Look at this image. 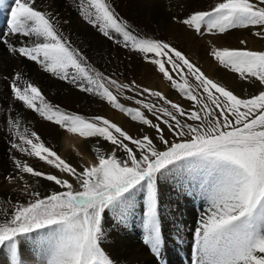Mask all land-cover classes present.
I'll return each mask as SVG.
<instances>
[{
    "label": "rangeland",
    "instance_id": "374dc122",
    "mask_svg": "<svg viewBox=\"0 0 264 264\" xmlns=\"http://www.w3.org/2000/svg\"><path fill=\"white\" fill-rule=\"evenodd\" d=\"M222 1L227 5L198 10L186 21H183L185 16L179 17L170 8L150 12V19L161 26L166 36L177 32L182 48L187 45V40L194 45L191 50L197 54L195 60L203 57L195 65L189 59L192 51L184 53L181 48L175 53L173 42L168 37L165 42L152 30L133 43L127 57L156 68L144 82H137L135 79L139 76L131 70L125 72L127 76L122 72L96 74L89 63L80 67L81 73L62 75L65 87L78 85L80 81L84 94L94 95L85 106L86 110L69 115L68 131L75 133L71 137L79 143L87 142L86 148L98 157L93 155L98 166L101 165L99 169L109 173L107 178L99 179L95 173L99 174L100 170H91L79 163L75 172L78 176L76 183L70 182L64 187L58 175L69 171L64 164L65 167H58L53 162V171L26 170L25 173L37 178L40 183L38 189H42L40 193H46V196L42 195L38 202L29 200V205L21 213L13 215L10 209L15 203L13 186L9 187L7 182L12 178L13 170L0 167L3 182L0 183V264H48L46 260L41 263L42 259L35 256L25 258L24 254L30 253L31 249L48 250L46 253L56 258L52 264H114L99 248V235L104 231L105 214L109 213L111 219L128 215L129 221L134 220V224L122 225L127 231L139 233L133 235L135 242L132 244L144 246L156 262L162 256L154 250L152 254L148 244L165 238L155 237L156 233L145 235L150 229L159 235L163 230H178L182 241L188 242L189 247L199 248L198 253L206 251L207 257L203 259L197 255L195 264H264V243L259 238L264 237L261 221L264 216V126L253 125L257 118L255 113L238 122L230 119L228 123H220V106H216L227 96L228 103L237 105L236 97L244 103H254L264 95V52L258 53L254 49V46L264 45V0H249L254 3ZM128 26L136 30L135 25ZM116 38L120 37L116 35ZM116 38L112 43L126 50L127 45H121ZM215 38L220 45L223 43L222 49L210 44ZM210 46H213V52ZM66 51L51 49L48 55L53 57ZM35 60L36 65L42 64L44 53L38 51ZM119 60L122 62L124 58ZM82 78L96 79L98 88L93 90L92 86H84ZM28 82L29 88L25 84L22 87V101L26 106L31 105V109L35 106L34 112L28 110L38 114L37 111L45 109L35 102L37 93L41 94L43 89L39 86V79L32 77ZM201 89L208 90L206 94L213 95L214 99L205 101L206 95ZM228 99L232 100L229 102ZM108 109L114 112L118 119L116 122L107 117ZM23 120L21 117L22 122L18 119L14 125L16 133L2 134L0 145L5 146L7 156L11 149L12 152L17 150L32 138V132L26 129L27 122ZM210 120H214L216 125L212 131L207 130ZM44 121L57 123L56 118L50 115ZM33 135L36 136L35 133ZM167 138L168 146L159 147L158 144L165 143ZM38 143L34 151L37 159L49 163L51 154L48 153L53 150ZM58 147L65 148L62 142ZM138 147H142L143 153L150 157L133 165L132 154ZM66 148L73 150L71 146ZM249 149H253L252 154ZM56 156L64 160L58 154ZM113 163L115 167L110 166ZM172 167L180 181L179 185L176 180L172 183L173 191L185 190L186 193L171 203L170 210H166L167 215L163 214L167 220L162 223L158 177L160 174L167 176ZM22 189H14V192ZM132 194L137 196L134 201L139 207L131 206L127 211L114 210L119 199H131ZM174 255L177 264H186L184 262L192 253L174 251ZM182 257L186 258L184 262ZM187 264H193L192 259Z\"/></svg>",
    "mask_w": 264,
    "mask_h": 264
},
{
    "label": "bare ground",
    "instance_id": "6f19581e",
    "mask_svg": "<svg viewBox=\"0 0 264 264\" xmlns=\"http://www.w3.org/2000/svg\"><path fill=\"white\" fill-rule=\"evenodd\" d=\"M66 1L67 2H65L64 0H0V124L2 128V131L0 130V140L3 138L2 134H14L15 130L13 129H16L14 125H16L18 119L21 121V117H23V119L27 122L26 129L32 132V138L31 140H29L30 142L27 141L26 144L24 142L23 146L20 145L17 150L13 149V152L11 149L8 152V156L4 150L5 146L0 145V167L4 166L5 168H10V170H13L11 174L12 178L7 181L9 187L13 186V197L15 203H13L10 208L14 213L13 215L21 213L22 209L29 205V200H31L32 202H36L42 195L45 194L44 196H46V193H40L42 189H38L40 183L37 182V178H32L33 176H31L29 173H25L26 170L38 169L53 171V162H56L58 167L64 165L68 166V172H63V174L58 173L61 179L60 184L64 187L68 186L70 182H73L74 184L76 183L78 176L75 172L79 169V163L84 164L88 169L91 168V170L95 171L100 170L99 168L101 167V165L98 166V160L94 158V156L97 157V155L89 148H86L87 142L79 143L76 138L71 137L72 134L75 133L68 131V118L70 117L69 115H77L81 110H86L85 106L91 102L94 95H85L83 91L84 87L79 86L81 85L80 81H78V85H69L65 87L62 84L63 74L73 75L76 72L81 73L80 67H82L86 63H89L94 67L96 74L108 73L111 75L115 72H122L123 75L127 76L125 72L131 70L139 76L135 80L139 83H142L150 76V73L156 71V68H149V65H152L149 63L141 62L138 60L135 62L134 60L127 59L132 46L134 47L133 43L140 41L142 38V34H150V32L153 30L155 32V36L163 37L164 41L168 37V40H171V42H173L172 48L174 47L176 49L175 53H177V50L182 48V44L180 45L181 39L179 33L176 32L174 35L166 36L161 26L154 24V21L150 19L151 11L170 8L172 12L179 17L185 16V19L183 21H186L187 17H191V15H193V13L195 14L198 10L200 12L201 9H211L213 5H227L224 4L222 0ZM246 1H248V3H254L253 1ZM229 4L230 3H228V5ZM236 4H238V2ZM238 5L242 4L240 3ZM255 5L257 4L255 3ZM256 7L258 8V6ZM5 15L6 17H4ZM8 20L9 22H6ZM181 21L182 20L180 19V23L183 22ZM129 24L135 25L136 30L131 29L128 26ZM116 35L120 38L117 39ZM188 37H190V35ZM114 38H116V40L121 43V45H127L126 50H123L120 45H116L114 42L112 43ZM210 42V44L214 46H217L221 49L223 48V43L222 45H220L218 43L219 40L216 41V38L215 40H212ZM216 43L217 45H215ZM212 47L210 48V51ZM60 48L64 49L65 51L67 50V53H63L53 57H50L48 55L51 49L59 50ZM193 48L194 45H191V42L187 40V45L184 46L182 50L185 51L184 53H188V51H192L191 49ZM254 49H256L258 53L264 52V45L260 44V46H254ZM38 51L44 53V62L42 64L36 65L35 56L36 54H38ZM194 54L195 53H193L192 51L189 59L190 63L192 62L195 65V63L198 62V60L202 56H199L200 58L195 60L197 54H195V57ZM118 58H124V61L120 62L119 60V63ZM32 77L35 79H39V86L43 89L41 94L37 93L38 98L35 102L43 105L45 109L37 111L38 114L32 113L34 112L33 109L35 106H33V109H31L29 108L32 107L31 105L26 106L22 101L24 97V94L21 93V91H24L22 87H24L25 84V86L29 88L30 86L28 85V81H30V78ZM82 82L84 86H92L93 90H96L99 86L96 79L84 80L82 78ZM159 90L161 91V93H164L163 89ZM201 91L206 95V98L204 99L205 101H212L214 99L213 95L211 96L209 94H206L209 93L208 90L204 91L203 89H201ZM235 95L237 94L235 93ZM235 95L234 97H236ZM263 96L264 95L259 97L258 100L254 103H244L236 97L238 101L237 105H235V103L231 104L232 102L228 103V96L221 99V104H218V102L216 104V106H220V116H218L220 117V123H228L227 120L230 119L233 122H238L255 113L257 115V118L253 125L264 126V100L262 99ZM230 100L228 99L229 102ZM52 101H56V103L51 104ZM27 102L28 101H26V104ZM28 109L33 111L30 112ZM200 112H202L201 108ZM106 114L107 117L112 121L116 122L118 120L117 117H115L114 112L110 109L106 111ZM49 115L53 118H56V124H53L51 121H44V119ZM122 127L125 128L123 125ZM215 127L216 125L214 123V120H210L209 124L207 125V130L212 131ZM33 133H35L36 136H34ZM59 134L66 135L59 136ZM61 142L65 147L63 149H60L58 147ZM168 142L169 138L166 139L165 143H159L158 145L159 147L164 148ZM36 143L40 144L43 147H50L64 160H60L53 151L48 153L51 154V156L49 157V163L38 160L36 153H34V151L37 149L35 147ZM67 146H71L73 150H67ZM252 150L249 149V153L251 152L252 154ZM132 156L134 157L133 161H131L133 165L141 164L144 160L146 161L150 157L143 153L142 147H138L133 152ZM67 162L70 164H68ZM110 166L115 167V163ZM167 172L169 173L167 176L160 174V176L158 177V191L160 193V201L162 203L160 209V218L162 223L163 221L167 220V216H163V214L167 215L168 212H166V210H170L172 205L171 203L176 201L177 198L181 197L183 193H186L185 190H181L180 192L173 191L172 188L174 186L172 185V183H174V181L176 180L175 183L178 184L180 183V181L177 179V176L175 175L177 172H175V169H173V167L170 168V170ZM108 173L109 172L103 169L100 170L99 174L96 172L95 175L97 177L99 176V179H105L107 178ZM0 183H3L1 182V178ZM19 188L23 189L20 191L18 190L19 192H14V189ZM135 197L137 196L132 194L131 199H119L118 203H116L114 206V210L127 211L130 210L129 207L131 206L133 207L136 205V207H139V204L134 201ZM262 205L263 207H261L264 210V202L262 203ZM109 214H105V221L103 222L104 231H101L99 235L101 241V245L99 248L106 253V256H108V258L111 259L114 264H177L175 262V260H177V257L174 255V251H177L179 254L188 252L190 255L192 253L188 261L184 262L185 257H182L183 262L186 264L190 262L191 259L193 264H195L197 255H199V258L201 257L203 259L207 257L206 251H204V253H198L199 248H191L188 246V242H183L178 230H163V233L159 235L157 231H152L150 229L149 231H146L145 235L149 234L152 236L156 233L155 237L158 238L161 236L162 238H165L164 240L161 239L159 242L153 244L152 241H150L148 244L149 246H151L150 251H152V254L154 250L155 253H158V256H162L159 262H156V259L154 260L151 257V252L147 251L144 246H139L138 243L135 244L136 246L132 244L133 242H135L132 239L133 235H137L139 233L135 231H127L122 225V223L134 224V220L129 221L127 218L128 215H123L124 218L120 217V219L118 217L111 219V216ZM263 217L261 220L262 225L264 224ZM123 219H126L125 222H122ZM151 223H154V221L151 220ZM151 226L152 225H149V227ZM259 238L260 241L264 243V237ZM257 241L259 243V240ZM160 250H162V252ZM166 250H170L171 252L168 253ZM29 252L30 253L24 254L25 258L35 256L38 260H43H41V263H44L46 260L48 261V264H52L56 259L51 258L50 254L46 253L48 252V250L44 251L40 249H31ZM166 254L168 256H166Z\"/></svg>",
    "mask_w": 264,
    "mask_h": 264
}]
</instances>
